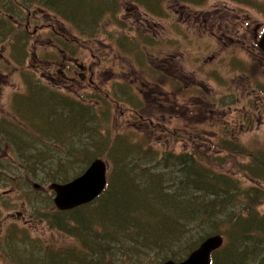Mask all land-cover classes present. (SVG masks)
Instances as JSON below:
<instances>
[{
    "label": "rangeland",
    "instance_id": "374dc122",
    "mask_svg": "<svg viewBox=\"0 0 264 264\" xmlns=\"http://www.w3.org/2000/svg\"><path fill=\"white\" fill-rule=\"evenodd\" d=\"M148 1L151 5L156 7L154 5L155 0ZM259 1L262 2L260 9L261 12L258 10V12L260 13L249 14L247 11H252L249 9V7L243 6L245 11H239L235 7L236 3L232 0H203L202 4H192L185 2L180 3L178 0H163V5H165V19L171 20L155 22L156 25H154V32L156 33V35H154L153 32H150L148 34L150 41H148L147 44L152 47V50L150 52H153L155 55L152 58L154 59V64L156 66H161V57L163 56L160 54V50H164L166 47H168L172 48V53H170L172 57L169 58L174 59V57H177V59H174L173 61L169 62L174 63L175 65L176 62L179 60V62L183 63L185 67L184 73L186 75L187 80L200 81L201 83L206 85L205 82H207V79H210L213 76L216 83L219 84L221 81H224V79H220V81L219 78L227 77L225 73L230 72L229 69H231L232 71L241 65L242 62L238 65H235V61L238 59H250L252 62V66L256 65L255 69L253 68V70H255L256 73H260V77L264 80V66L260 65V61H262L263 58L257 55L256 52L253 57L258 59L254 61L251 57L247 56V48L241 50L235 45L228 44V41H226L224 44L220 42V40L218 41V39H216L215 37L210 36L209 34L206 35L202 27L199 29H195L193 22L187 21L188 18H202L203 20H205V18L203 17L206 16L205 14L208 11H216L222 12L226 15H230V13H233V15L225 16L224 25L229 22L231 25L238 26L240 25L242 18H249L248 21L251 23L254 22L255 24L253 25V27L257 25L261 26L264 25V1ZM119 2L123 3L122 0H120ZM129 3L130 2L124 3L121 11H119V9H116V13H122L123 15H126V9L128 8L129 10H131L132 7H134L133 4ZM184 5L192 7V12L196 13L197 17L193 15L192 12H186L185 10L183 11L182 6ZM224 5H228L230 9H226ZM28 7H30V10L26 11L25 9H27ZM141 7L143 8V10L145 9L143 6ZM148 8L150 10V15L158 19V17L152 13V6L149 5ZM25 9L23 12V16L20 18L23 27L27 23L25 22V17H27L28 13L31 16V19H36L38 28L43 25L51 23L55 25V23L61 22V20L58 19L53 13L45 11L42 7H39L36 2L32 5H28ZM35 13H37V15ZM86 13L87 15L91 14L89 12V8L86 9ZM120 17H122V15H120ZM53 18L56 19L57 22L53 21ZM173 18H183V20H172ZM89 21L90 23H84V21L79 19V24L71 21L70 23L68 22V24L66 23V26L69 31L75 30L73 28L79 26H82L84 29L92 28V25L95 23V19ZM102 22V24H106L104 25V27H101L102 35H104L103 37H101V40H103L107 44H110L111 37L113 36L114 39L116 38V33H114V31L121 30L115 29L114 26H111L108 14L104 15V17L102 18ZM188 23L192 24L193 27H190ZM34 25L30 28L29 33L18 34L17 38L12 37L13 41H8V35H12L14 31L20 28L18 24L12 25L11 33L10 31L5 33V35L0 41V74L2 76L4 75L5 78L3 82V87L0 91V121L5 117L11 120V117H13L14 119V117H17V115H23L25 116V119L31 120L29 125H31L33 131L37 133L41 131L43 135L47 136V129L52 127L58 130L59 128H63V126L70 128L73 126V124L71 123H74L75 119L71 121L70 118H72L73 115H71L70 118L66 117V115L69 114L68 111L64 114L55 113L57 117H52L51 120H48L46 116H43L38 120L34 118L35 114L37 116L40 115L39 113L41 110L43 112H46L45 108L47 107V104L43 107L42 104L45 103L47 100L45 97H40L38 98V100L28 98L31 97L32 94L30 93V91L27 90L26 77L33 79L35 82H37L40 85V89L46 91L49 96L60 97L56 93L57 91H60L58 90V88L55 89L57 90L55 92L51 90V87H49L50 84L48 81L40 82L38 80V77L42 76L41 73L44 72V69L37 68L36 60L34 59L33 55L39 56L40 59H48V53H54V49L53 44L49 42L46 37L48 32H45L43 29H39L41 33H33L35 29ZM136 25H138V28L141 27L140 23L133 25L130 24L132 28H136ZM66 26L64 25V27ZM162 27H165L166 30L165 34L160 37L159 32H162ZM13 28L16 29L13 30ZM0 32L3 35L5 30H2V28H0ZM131 36H133V34ZM220 36L222 35L220 34ZM83 37L84 36L81 37V41ZM94 46L95 45L92 46V44H90L87 47H84L83 44L82 50L79 49V52L82 54H80L79 56H81V58H84L83 62H81L82 64L91 66L94 61L98 62L97 59L94 61L92 60V55L96 54L97 52L96 47ZM216 46H219V50L215 49ZM211 48L215 50V53L211 52ZM16 49L19 50L17 51ZM220 49H223V52H221ZM223 53L225 54V57L223 56ZM212 54L216 55L214 59L215 61L213 62L209 60V56ZM114 56L115 55L111 52V50L107 48V57H111L110 59H112ZM219 62L220 64H218ZM192 71L197 72L199 76L196 77L194 72ZM83 73H85L84 70L82 74ZM159 74L160 76H162L161 73ZM97 78L98 74H96L93 79L90 77L89 74H87V77H85L83 81L78 80V82H75L71 88L73 89L72 93H70V95L73 96V98L75 99L72 98V100L63 96H61V98L59 99H56V101L58 102L62 101V103H65L66 101H64L63 99L65 98L66 100L72 102L76 101L89 108L88 114L92 115L95 122L98 123L99 127L97 129V135L99 137L97 141L94 139L93 134H91L89 127L86 125L85 130L79 129L73 134H67V136L65 137L66 140H64L63 144L57 145L58 147L52 146L53 148L50 152L47 150L48 153L36 155L32 160H30L31 156H24L20 153L19 149H17L19 147L18 143L16 145L17 148H11L10 152L7 147H5L4 151L0 149V160L3 161L5 164L9 163V153H11L14 159L16 160L15 168L0 167V194H3L4 191L8 188V184L5 183V178H7V174L18 177L19 179L15 183V186L17 188L16 192L18 193V195L21 196L18 202L20 203L23 200V203H26L27 209H29L28 215L31 217V222L26 225H24L22 220L20 222H17L16 224H13L12 221L14 219L11 218L10 215L8 216V213L12 212L13 209L0 207V220L2 223V226L0 227V264H21V261L24 257L15 255L13 252H10L9 249L19 247V250L24 251L25 247L22 246L24 244L30 246L32 248V251L34 250L37 253L41 248L44 249L45 246L53 250H62L71 248L75 245L74 239L70 238L68 235L66 236L62 232L64 230L51 227L52 221H50L47 217L43 215V213L46 212L43 211V213H34L32 209V205L40 207L47 205L52 207L53 209L52 210L51 208H49L48 211L53 212V214L56 211L55 205H53L55 193L52 192L51 196L48 193H38L33 189L32 186L34 183H39L40 185H43L46 190H48V187L50 186L45 185L42 182L45 180L39 181L34 178L33 173H35V171L32 170L33 166H35L38 170L36 171V173L48 172L47 169L49 170V168L53 165L60 166L61 168L58 166L55 167V170H60V172H63V170H65L68 173V175L62 177V183H65L67 182L66 180L74 179L78 172H80L86 166L88 167L91 164L90 163L89 165H87L84 163H80L79 167L71 166L67 161V154H65L66 151L70 154L72 153V151L80 153L81 148H84L83 150L86 153L85 156L90 155V157H95L93 161L98 158L105 160L109 168L108 178H110L113 166H111L112 162H109L107 160V157L105 156L109 154L108 152L113 150V148H111L109 144L114 142L115 140H118V138L122 136L124 140H127L121 142L122 150L120 151L121 153L119 154V156L120 160L122 161V164L118 163V165H121V167L126 168L128 172H131L133 169L138 170V168L133 167V163L135 162L133 157L136 156L137 149L131 147L133 144H138L141 145L144 149L156 151L160 154L170 151L174 154H178L180 152L193 153L201 157L203 156L204 159H199L201 162L203 161L204 164H208L215 170L224 174L226 173L234 179L238 178L243 187L249 188L250 186L256 184V182L252 180L249 174L246 173L245 168L247 167L248 163H250V153H257L261 149H264V118L262 119V117H259V120H256V124L252 128L246 127L243 130H236L235 132L232 131L230 128L225 127L224 125L220 128H215L214 125L216 124L217 119L221 121L222 118L218 117L216 112H214V108H206L205 105L202 106V104L200 103V106L204 110V113L201 114L200 118L202 121L206 122L202 126V128L206 129L207 133H205L203 130L193 129L189 126H186L184 128L183 119L185 118L171 120L169 119V116H167L162 121L154 120L155 122L153 124H141L138 122L137 124L133 123L134 121L132 119L131 121H126L124 119L123 116H126V119H128V116L124 115L121 107L114 105L112 101L113 99L119 101V97L113 96L111 92L112 89L109 88L110 84H108L107 81H105L103 84H100V87H98L96 81ZM103 79L106 80L105 77H103ZM110 79L111 78H109V80ZM119 79L120 77H118L117 79V77L113 76L111 80L113 81V83H115V81H118ZM157 79L158 82H161L160 77H158ZM227 81L230 82V80ZM84 84H89L91 89H87L88 96H84V98H79L78 94H76V90L83 91L85 88L83 86ZM211 86L213 88H216V85H214L213 83ZM95 87L99 88L100 95H95ZM126 90L127 88L125 89V91ZM202 93H204V97L201 96L199 100L203 101L206 104L209 95L207 93V90L202 91ZM107 94L108 96H106ZM17 95H22L25 99L18 100L21 109L16 110L15 116L13 114L15 108L14 103H12V100ZM95 96L99 97L98 100L101 104L98 103L97 99L95 100ZM238 97L239 96L234 97L233 102H230V104L228 105H234L236 103L238 104ZM225 101L228 103V100ZM225 101L224 103H226ZM244 102L245 101H243L242 103ZM86 103L90 105H87ZM29 109L33 112H29ZM53 109L54 108L51 106L50 109H47V111L50 112ZM55 109L58 110L59 107L55 105ZM24 113H26L27 115H24ZM157 116L161 117L162 115L157 113ZM20 122L24 123L23 120H21ZM12 124L17 123L13 121L7 123V121L5 120L3 121V124L0 125V127L8 128ZM180 128L184 129L181 131ZM17 131L21 132L22 128L17 126L16 132ZM152 131L154 133H152ZM173 132L178 135H173ZM224 138L236 143L238 145V148L232 151L225 150L223 148L222 140ZM41 141L43 140H38L37 142H35L34 140L29 139V141L24 142V144L34 143L36 147H43V145L39 144ZM147 155H149L148 158H146L145 160V163L148 164L147 166L154 167L155 169H157L159 167V164H157L156 161L157 158L153 159L150 154ZM138 157L141 158L137 161H143L145 156L140 155ZM87 167L85 168L86 170ZM140 169L142 168H139V170ZM27 175L30 178V182L25 181V177ZM134 175L135 174H133L132 177H134ZM260 208V213H264V204H262ZM24 217L26 218L27 216L24 215ZM65 220L67 223L66 226L72 225L71 217L67 216ZM69 228L70 227H66L65 232H67Z\"/></svg>",
    "mask_w": 264,
    "mask_h": 264
},
{
    "label": "trees",
    "instance_id": "16d2710c",
    "mask_svg": "<svg viewBox=\"0 0 264 264\" xmlns=\"http://www.w3.org/2000/svg\"><path fill=\"white\" fill-rule=\"evenodd\" d=\"M0 1L1 5H13L17 2L21 9L36 2L39 7L51 11L57 18L77 24L78 20L67 19L65 16H78L84 23L95 19L92 28H85L91 31L103 23L105 14L109 18L115 13L120 0ZM137 1L151 5L148 0H122L123 3ZM179 1L192 4L203 2ZM234 1L249 6H257L259 2ZM155 2L156 0L154 4ZM57 3H61L60 6ZM52 6L64 12L65 16L52 9ZM88 8L90 15L86 13ZM1 18L5 23L3 35L9 31L11 33V23L5 17ZM78 28L84 32L82 26ZM17 36L18 34L12 33L7 40L13 41L12 37ZM126 140L120 136L109 144L113 150L110 149L105 157L112 162L113 169L105 192L87 206L65 213L55 211L65 218L71 217L72 225L66 226L65 220L64 224L52 222L51 227L64 230L62 232L73 238L75 245L62 250L45 246L38 253L28 255L27 259L23 258L21 264H50L52 261L66 264H161L168 259L183 261L206 237L214 233H221L226 241L213 254L211 264H264V213L258 210V206L264 201V151L250 154L251 163L245 170L256 184L245 188L238 178L234 179L202 163L200 160L204 159L203 156L180 152L174 154L170 151L160 154L133 144L131 147L137 149L136 156L133 157V167L138 168L135 171L141 176L153 179L145 182L147 187L144 188L142 185H134L133 174L128 173L130 175L127 174L115 186L113 182L118 173L128 172L115 159L116 153H121V142ZM83 149L80 150L81 156L86 155ZM147 154L153 159L157 158V169L147 166ZM140 155L145 156L143 161H137L141 158L138 157ZM153 171L159 172L156 179L151 176ZM196 171L203 176L197 175ZM194 195H197L196 198L190 201L188 197ZM229 204H234L238 211L229 209ZM66 227H70L67 232ZM83 227L89 228L87 234L80 233Z\"/></svg>",
    "mask_w": 264,
    "mask_h": 264
},
{
    "label": "flooded vegetation",
    "instance_id": "af4514ba",
    "mask_svg": "<svg viewBox=\"0 0 264 264\" xmlns=\"http://www.w3.org/2000/svg\"><path fill=\"white\" fill-rule=\"evenodd\" d=\"M129 4H133L134 7H132L131 10L127 8L126 15H123L122 13L118 14L115 11L114 15L109 17L111 26H114L115 29L121 30L114 31V33H116V38L114 39L112 36L110 44L101 40V37L104 36L102 35L101 27H104L106 23H100L97 26L98 28L96 31L98 32L96 36L98 37L93 36L89 38L87 34L83 33L82 36L84 37L81 41V37H72V33L67 29L64 21L55 23V25L52 23L43 25L38 28L36 19H31L28 14L25 20L27 23L24 25L25 31L29 33L30 28L35 24L33 33L40 32L39 29L48 32L46 37L49 42L53 44L54 49V53H48V59H39L37 57V68L44 69V72L41 73L42 76L38 79H41V81H48L50 84L49 87L55 92L57 91L55 89L58 88L60 91H57L56 93L60 97L63 96L72 99L73 96H71L70 93H72L73 89L71 88L75 82H78V80L83 81V79L87 77V74H89L92 79L98 74V78L96 79L98 87H100V84L107 81V83L110 84L109 88L112 89V93L113 89L118 93L119 90L123 92V90L127 88L126 92H128L131 99L126 100L125 98L119 97L117 105L121 107L123 114L128 116V119H126V116H123L124 119L126 121H131L132 119L134 121L133 123L153 124L155 122L154 120L162 121L167 116H169V119L171 120L185 118L183 119L184 127L189 126L193 129L203 130L207 133L206 129L202 128L206 122L202 121L200 118L201 114L204 113L200 103L202 106L205 105L206 108H214V112H216L218 117L222 118L221 121L217 119L216 124L214 125L215 128H220L224 125L235 132L236 130H243L246 127L252 128L259 117H262V119L264 118V80L260 77V73H256V71L253 70L256 65L252 66L250 59L236 60L235 65L242 62L238 67L239 69L236 68L232 71L229 69L230 72L225 73L227 77L219 78V80L224 79V81L220 80L221 82L219 84L216 83L212 76L210 79H207V82H205L207 86L200 81L187 80L184 73L185 67L183 63L179 62V60L175 65L174 63L169 62L177 59V57H174V59L169 58L172 57L170 55V53H172V48L166 47L164 50H160V54L163 56L161 57L162 63L161 66H156L154 64V59H152L155 55L153 52H150L152 47L147 44V42L150 41L148 34L153 32V34L156 35L154 32V25H156L155 22L171 20L165 19V5H163L160 0L158 1V6L152 7V13L158 17L157 19L150 15V10L146 4L138 1ZM141 6L145 9L143 10ZM224 7L230 9L228 5H224ZM235 7L239 11H245L242 4L239 5L236 3ZM182 8L183 11L185 10L186 12L193 11V8L188 5H184ZM247 12L249 14L259 13L255 10ZM120 15H122V17H120ZM193 15L196 16V13H193ZM205 15L206 16L203 17L205 20L202 18H188L187 21H192L195 29L202 27L206 35L209 34L224 44L228 41V44L235 45L241 50L247 48V56L251 57L254 61L258 59L253 57L257 53V55L263 58V60L260 61V65L264 66V54L258 47V40L261 38L264 31L263 27L260 25L253 27L255 24L254 22H249V18H242L241 23L238 26L231 25L229 22L224 25L225 16L233 15V13L226 15L222 12L208 11ZM20 20L19 17L17 21ZM172 20H183V18H173ZM53 21L57 22L54 18ZM139 23L141 25L139 28L138 25H136V28L130 26V24L133 25ZM188 24L190 27H193L192 24ZM64 25L66 27H64ZM165 30L166 28L162 27V32H159L160 37L165 34ZM132 34L133 36H131ZM220 34L222 36H220ZM72 39H77L78 42H71ZM83 44L84 47H87L90 44H92V46L95 45L94 47H96L97 52L92 55V60L94 61L97 59L98 62L94 61L91 66L81 63L84 58L79 56L81 54L79 49L82 50ZM218 47L219 46H216L215 49L219 50ZM107 48L115 55L112 59H110L111 57H107ZM73 49L75 50L74 54ZM220 50L223 52V49ZM214 51L215 50L211 48V52ZM215 57L216 55L212 54L209 56V60L213 62L215 61ZM218 64H220V62ZM83 70L85 73L82 74ZM192 72H194L196 77L199 76L197 72ZM159 73H161L162 76H160ZM113 76L117 77V79L120 77V79L113 83L111 80ZM103 77H105L106 80H104ZM158 77L161 78V82H158ZM109 78L111 79L109 80ZM4 79V75H0V91L3 87ZM227 80H230V82ZM212 83L216 85V88L211 86ZM83 86L85 87L83 91L76 90V94H78L79 98L88 96L87 89H91L89 84H84ZM98 87H95V95H100ZM204 90H207L209 95L206 104L199 100L201 96L204 97V93H202ZM106 96H108V94ZM236 96H239L237 98L238 104L235 102L236 104L234 105H228L230 102H233V99ZM65 98L63 99L66 101L65 103L67 105H75L76 101L72 102ZM54 99L56 100L57 98L54 97ZM223 100H228V103L226 101V103H224ZM222 101L224 105L222 104ZM243 101L245 102L242 103ZM157 113L162 116H157ZM24 115L27 114L24 113ZM24 117L25 116H23V118ZM5 120L7 123L13 121L18 124V122H20L18 117H14V119L11 117V120L5 117L0 121V125H2ZM30 121V119L27 120L24 118L22 127L19 126L22 128V131H17L16 134L20 135L26 142H28L29 139L37 142L38 140L48 138V136L43 135L41 131L39 133L33 131L31 125H29ZM192 123L193 126H191ZM17 124H12L11 126L16 127ZM6 129L7 128L0 127V136ZM182 130L183 129H181V131ZM152 133L154 132L152 131ZM173 135L178 134L173 132ZM10 140L11 138L6 137V139L0 143V149L4 151L5 147H7L10 152L11 148H17L16 145H13L10 142ZM10 154L11 153H9L8 157L9 163L5 164L0 160L1 168L16 167V160L13 155ZM5 179L6 181L9 180L8 182L5 181V183L8 184V188L3 194H0V207L13 209L12 212L8 213V216L10 215V217L14 219L12 221L13 224L20 222L21 220L24 225L30 223L31 217L28 215L29 209H27L26 203H23V200L20 203L18 202L21 196L16 192L17 188L15 183L19 178L7 174V178ZM25 181L30 182L28 175L25 177ZM50 186L48 187V190L39 183H34L32 187L38 193H48L51 195L52 191ZM24 215L27 216L28 219L27 217L25 218ZM1 226L2 223L0 220V227Z\"/></svg>",
    "mask_w": 264,
    "mask_h": 264
},
{
    "label": "bare ground",
    "instance_id": "6f19581e",
    "mask_svg": "<svg viewBox=\"0 0 264 264\" xmlns=\"http://www.w3.org/2000/svg\"><path fill=\"white\" fill-rule=\"evenodd\" d=\"M81 1H85V0H81ZM158 1L159 0H156L155 2V6H158ZM61 3H57V5L60 6ZM6 8V10L9 12V13H14V14H17V10L16 8L14 7L15 4H3ZM152 7H154L153 5H150ZM62 8H64V6H62ZM52 9L56 10L55 6H52ZM57 12L59 11L62 15H64V12H61L60 10H56ZM65 16V15H64ZM99 16V14H98ZM96 16V18L98 17ZM67 19H72V20H76V19H80V17H76V18H72V17H67L65 16ZM77 21V20H76ZM0 28H2V30H4L5 28V23L3 21L2 18H0ZM86 33L90 36H93V35H96L98 31L96 30H86ZM4 35L1 34L0 32V41L1 39L3 38ZM17 51L19 49H16ZM39 78V77H38ZM26 80H27V90L30 91V94L31 97L30 99H37L40 98V97H45L46 98V102L42 104V107L43 106H46L47 104V107L45 108L46 112H43L42 110L40 111V115L37 116L36 114L34 115V118L36 120H38L39 118L43 117V116H46V118L48 120H51L52 117L56 118L57 115L55 113H67V111L69 112L68 115H66L67 118H70L71 115H73L71 119L74 120V123H71L73 124L72 127L68 128V127H64L63 128H59L58 130H56V128H49L47 129V136L48 138H44L43 141H41L39 144L43 145V147L41 146H35L34 143H26L24 144V142H26L20 135L16 134V127L15 126H10L8 127L5 132L0 136V143L7 138H11L10 142L13 144V145H19V147L17 149H19L20 153L24 156H31L30 157V160L34 159V156L36 155H41V154H45V153H48L47 150L50 152L52 150V146H57V145H61L63 144L65 137L67 136V134H73L74 132H77L79 129H83L85 130L86 128V125L89 127L90 129V132L91 134H93L94 136V139L97 141L99 139L98 135H97V129L99 128L98 127V123L95 122L94 118L92 117V115L88 114L89 111L88 110H82L80 109L79 107L75 106V105H67L65 103H60V101H56L54 100V97L53 96H49V94H47V92H42L40 90V85L35 82L33 79H30L28 77H26ZM40 82H41V79H38ZM45 93V94H44ZM115 96L117 97H122V98H125L126 100H130V95L128 94V92H126L125 90H123V92H121L120 90L118 91V93H116V90H115ZM46 95V96H45ZM57 99L61 98V97H55ZM55 105L59 107L58 110L55 109ZM53 107L54 109L51 110L50 112L47 111V109H50V107ZM41 107V109H42ZM29 112H33L32 110L29 109ZM223 143H226V140L224 138L223 140ZM46 144V145H44ZM71 144V143H69ZM235 143L234 142H230V143H226L224 146H227L229 147L228 145H231L233 146ZM227 147H223L224 149H227ZM64 154V152H63ZM65 154H67L66 158H67V161L68 163L73 166V167H79L80 163H84V164H87L89 165L92 161H93V157H90V155H87V156H81V154L79 152H72L71 154L68 153L67 151L65 152ZM117 157V160H118V163L122 164V161L120 160V156L118 153H116L115 155ZM152 157V156H151ZM29 160V161H30ZM58 165H53L49 168V170L47 169L48 172H45V173H36V171H38L36 169L35 166L32 167V170L35 171V173H33V176L35 179L39 180V181H42V180H45V181H42L45 185H54V184H58V185H63L65 183H71L73 182V180H75L76 178H79L81 177L84 172H85V167L84 169H82L80 172H78L75 176L74 179L72 180H66L67 182L65 183H62V177H65L66 175H68V173L63 170V172H60V170H55V167H57ZM60 167V166H58ZM61 168V167H60ZM57 169V168H56ZM130 173V174H135L133 180H134V185H142L144 188L147 187L146 185L147 184H144L145 182H151V179L153 178H150V177H147V176H141L140 174H138L134 169L131 171V172H126L125 171H122V173H118L115 181L113 182V185L115 184V186L119 185L120 182H122L123 178L126 177V175ZM159 173L158 171H153L151 175L152 177H154L155 179L157 178L156 177V174ZM196 173H198L197 175H202L199 171H196ZM128 174V175H130ZM11 176V175H9ZM203 176V175H202ZM117 180V181H116ZM143 183V184H142ZM114 186V187H115ZM150 186H152V188H154V185L151 184ZM106 190V188L104 189ZM195 196L197 195H194V197H188V199H190V201L193 200V198H196ZM55 198V196H54ZM264 204V201L261 203V205ZM53 205H55L54 203V199H53ZM261 205L258 206V210L260 212V207ZM52 207L50 206H47V205H44L43 207H40V206H34L32 205V209L34 211V213H43L46 212V213H43V215L45 217H47L50 221L52 222H60L61 224H64L65 222V216H62L61 213H55L53 214V212L51 211H48V209ZM75 209H78V208H75ZM75 209H72V210H75ZM229 209H231L232 211L236 212L238 211V208H236L233 205H230L229 204ZM53 210V209H52ZM55 210L56 212H62V213H65L66 211H71V210H66V211H60L57 206L55 205ZM89 228L87 227H83L80 229V233L82 234H87ZM216 235H221V237L223 238L224 241H226V238L224 235L220 234V233H214V234H211L212 237L216 236ZM210 237V236H208ZM206 237V238H208ZM25 247V250L21 251L19 250V247H16V248H10L9 251L10 252H13L15 255L17 256H20V257H24L27 259V256L30 255V254H34L35 251L33 250L32 251V248L28 245H22ZM20 246V247H22ZM53 263H50V264H66L64 262H61V261H52ZM38 264H42V263H39ZM46 264H49V263H46ZM69 264V263H68Z\"/></svg>",
    "mask_w": 264,
    "mask_h": 264
},
{
    "label": "water",
    "instance_id": "95a60500",
    "mask_svg": "<svg viewBox=\"0 0 264 264\" xmlns=\"http://www.w3.org/2000/svg\"><path fill=\"white\" fill-rule=\"evenodd\" d=\"M259 47L264 52V36L259 42ZM107 173V163L102 159H98L92 162L87 171L73 182L52 185L51 189L56 193L55 205L60 211L88 205L104 192L108 182ZM223 242L221 235L210 236L183 262L172 260L162 264H211L212 254L224 245Z\"/></svg>",
    "mask_w": 264,
    "mask_h": 264
}]
</instances>
